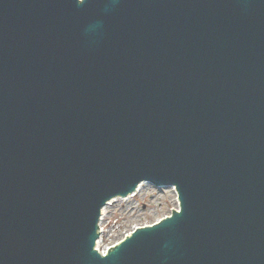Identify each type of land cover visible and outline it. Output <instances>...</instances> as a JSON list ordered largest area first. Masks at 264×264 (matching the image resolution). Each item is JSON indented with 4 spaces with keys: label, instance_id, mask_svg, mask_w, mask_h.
I'll list each match as a JSON object with an SVG mask.
<instances>
[{
    "label": "water",
    "instance_id": "95a60500",
    "mask_svg": "<svg viewBox=\"0 0 264 264\" xmlns=\"http://www.w3.org/2000/svg\"><path fill=\"white\" fill-rule=\"evenodd\" d=\"M0 264H264V0H0Z\"/></svg>",
    "mask_w": 264,
    "mask_h": 264
},
{
    "label": "rangeland",
    "instance_id": "374dc122",
    "mask_svg": "<svg viewBox=\"0 0 264 264\" xmlns=\"http://www.w3.org/2000/svg\"><path fill=\"white\" fill-rule=\"evenodd\" d=\"M178 206V196L174 189L159 190L144 183L140 192L129 200H119L108 206V214L103 220L106 232L99 246L106 249L110 244L123 239L135 227L155 224Z\"/></svg>",
    "mask_w": 264,
    "mask_h": 264
},
{
    "label": "bare ground",
    "instance_id": "6f19581e",
    "mask_svg": "<svg viewBox=\"0 0 264 264\" xmlns=\"http://www.w3.org/2000/svg\"><path fill=\"white\" fill-rule=\"evenodd\" d=\"M140 192V191H139Z\"/></svg>",
    "mask_w": 264,
    "mask_h": 264
}]
</instances>
